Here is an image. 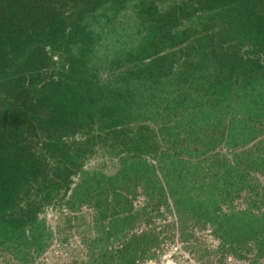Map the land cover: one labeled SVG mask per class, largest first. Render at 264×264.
<instances>
[{
  "label": "rangeland",
  "instance_id": "1",
  "mask_svg": "<svg viewBox=\"0 0 264 264\" xmlns=\"http://www.w3.org/2000/svg\"><path fill=\"white\" fill-rule=\"evenodd\" d=\"M0 264H264V0H0Z\"/></svg>",
  "mask_w": 264,
  "mask_h": 264
}]
</instances>
